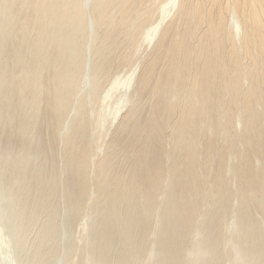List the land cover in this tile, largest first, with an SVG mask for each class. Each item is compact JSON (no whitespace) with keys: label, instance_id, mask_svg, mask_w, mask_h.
Returning a JSON list of instances; mask_svg holds the SVG:
<instances>
[{"label":"bare ground","instance_id":"bare-ground-1","mask_svg":"<svg viewBox=\"0 0 264 264\" xmlns=\"http://www.w3.org/2000/svg\"><path fill=\"white\" fill-rule=\"evenodd\" d=\"M21 10L0 2V139L16 136L28 147L32 134L22 129L37 105H48L50 118L70 110L82 78L72 47L86 27L81 0H24ZM90 12L98 28L91 85L126 68L108 94L141 71L111 140L106 124L121 108L98 113L93 127L80 102L70 129L61 134L60 120L54 129L69 168L63 196L72 212L96 210L84 264L123 254L120 264H224L226 256L264 264V0H96ZM31 27L27 43L19 31ZM50 153L38 143L27 162L0 147V214L6 195L7 212L36 199L15 221L38 225L31 264L46 263L42 239L54 226L41 206L51 203L44 191L61 167ZM31 165L35 188L25 186ZM70 213L61 217L66 229ZM222 241L231 250L219 251Z\"/></svg>","mask_w":264,"mask_h":264},{"label":"rangeland","instance_id":"rangeland-1","mask_svg":"<svg viewBox=\"0 0 264 264\" xmlns=\"http://www.w3.org/2000/svg\"><path fill=\"white\" fill-rule=\"evenodd\" d=\"M24 0H0L2 3L9 4V10L16 11L19 9L22 13V4ZM96 0H81V4L84 9V13L81 16L82 22L80 25L86 27L85 33L80 39H78L72 47V54L75 58V62L82 69V78L80 80V86L76 92L73 103L70 105L69 112L59 118H50V109L48 105H37L40 110L38 114L29 119L26 126L22 129L27 136L32 134V142L28 147H24L21 140L16 141L18 137L16 136H4L0 139V147L3 153L8 157L19 158L20 160L26 159L29 162L30 159L34 157V153L37 151V145L40 143L45 150H51L50 158L61 163V167L53 171L52 176L54 178V184L51 189L44 191L45 195H49L51 203L47 201L42 203L41 206H46L51 212L50 217H52V232L49 236H44L42 242L45 244L44 251L47 261L45 264H84V257L90 246V242L85 234L88 231L87 221L92 214L96 213L95 206L93 204H88L83 208L76 209L72 212L69 207V199L63 196V192L66 184V177L69 171L68 166L64 163L61 156L62 148L60 147L61 134H65L67 130L70 129L73 122V117L77 109V105L84 102L86 106L91 110L89 113L90 124L95 127V123L99 121L98 113L101 117L104 115H112V112L121 108L115 121L112 124L107 123L106 127L109 129L105 140L109 141L112 138L113 132L118 126L119 122L122 120L123 115L129 109L131 105V99L135 96L137 91V77L141 71L137 68L135 74L132 76V82L130 86L120 85L117 88L112 89L108 94L107 91L112 85L115 78L120 80L126 79L127 69L118 68V71L111 75H105L102 77L97 87H93L90 82V77L92 75V65L93 57L97 45L98 28L93 20L91 9L94 7ZM13 2L14 4H12ZM11 11V13H13ZM19 15L17 18L14 17L13 23L19 27ZM33 28H27L24 31H19V37L28 43L29 38L33 37ZM42 39V37H40ZM147 44V43H146ZM152 45V46H151ZM147 45H143L140 52L146 50ZM153 44H150V49ZM149 49V47H147ZM30 52L27 54L29 55ZM29 59V58H27ZM80 69V72H81ZM42 89L43 90H47ZM41 92V91H40ZM38 92V93H40ZM37 93V94H38ZM34 101V99H33ZM37 103V101H35ZM29 106L30 105L29 102ZM100 108V110H98ZM27 116V114L21 115L17 120ZM37 117V118H36ZM100 117V118H101ZM16 120V121H17ZM61 121L63 125V130L60 133H55L56 124ZM32 127L39 128L37 130H32ZM62 135V136H63ZM95 137V136H94ZM35 151V152H34ZM105 151V150H104ZM31 166L25 167V172L29 173V180L25 186H32L35 188L37 183V177L31 174ZM17 171V165L14 167V173ZM46 175L49 173L48 168L44 170ZM52 177H46V182L42 185L50 183ZM3 182L0 179V190L3 189ZM32 195L23 207H17L14 211L7 212L9 207L10 195L4 196V210L5 213L0 214V264H31L32 255L34 248L39 241V228L38 225L26 228L23 227L21 220L19 223H15L18 219V215L26 210V206L34 204L36 199ZM62 201L57 208H52L59 202ZM71 211L72 225L70 229H66L61 219L62 216L67 215ZM98 214L103 215L98 207ZM28 216V214H25ZM110 216V215H109ZM39 221V220H37ZM41 223H43L40 220ZM230 223V220L228 221ZM19 226V229L17 227ZM86 225V227H85ZM233 225V224H230ZM222 245L219 246V251L228 252L230 247L224 241ZM112 260L115 258L116 247L111 250ZM126 254H123L118 260L113 261L111 264H120L125 258ZM141 260V257H140ZM233 258L226 256L224 264H232ZM240 264H247L242 262Z\"/></svg>","mask_w":264,"mask_h":264}]
</instances>
